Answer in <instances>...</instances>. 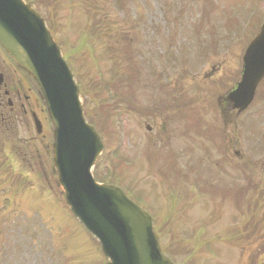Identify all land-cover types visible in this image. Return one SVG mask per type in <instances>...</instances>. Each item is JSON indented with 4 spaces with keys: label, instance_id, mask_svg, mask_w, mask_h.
Instances as JSON below:
<instances>
[{
    "label": "rangeland",
    "instance_id": "374dc122",
    "mask_svg": "<svg viewBox=\"0 0 264 264\" xmlns=\"http://www.w3.org/2000/svg\"><path fill=\"white\" fill-rule=\"evenodd\" d=\"M45 1L49 11L35 7L105 145L97 181L152 214L176 264H264V80L245 111L223 100L264 0ZM123 45L134 50L135 75ZM37 114L42 136L30 114L29 129L9 130L0 117V264H104L63 203L52 125L41 104Z\"/></svg>",
    "mask_w": 264,
    "mask_h": 264
},
{
    "label": "water",
    "instance_id": "95a60500",
    "mask_svg": "<svg viewBox=\"0 0 264 264\" xmlns=\"http://www.w3.org/2000/svg\"><path fill=\"white\" fill-rule=\"evenodd\" d=\"M0 44L40 88L53 125V165L72 214L101 244L106 264H174L165 256L151 215L115 185L100 184L93 168L104 149L90 125L80 88L45 20L24 0H0ZM244 70L227 99L239 112L264 78V20L248 46ZM38 131L41 123L35 117Z\"/></svg>",
    "mask_w": 264,
    "mask_h": 264
},
{
    "label": "flooded vegetation",
    "instance_id": "af4514ba",
    "mask_svg": "<svg viewBox=\"0 0 264 264\" xmlns=\"http://www.w3.org/2000/svg\"><path fill=\"white\" fill-rule=\"evenodd\" d=\"M30 82L29 76L21 75L16 64L0 47V117L7 128L26 123L29 113L37 112L39 99L33 91L34 84ZM146 127L151 129L148 124Z\"/></svg>",
    "mask_w": 264,
    "mask_h": 264
},
{
    "label": "trees",
    "instance_id": "16d2710c",
    "mask_svg": "<svg viewBox=\"0 0 264 264\" xmlns=\"http://www.w3.org/2000/svg\"><path fill=\"white\" fill-rule=\"evenodd\" d=\"M35 5L40 7V8H43V9H46L47 11H49L50 7H51V3H49L48 1H45V0H33ZM103 23L100 25L102 26ZM99 26V25H98ZM97 28V26L95 27V29ZM100 31L102 32V34H99L100 36H104L106 34L109 33V27H107L105 25V28H99ZM87 35L89 36L90 35V32L88 30V28L85 29ZM123 49L126 50V56L122 57L123 58H126L129 60V70H130V75L131 74H134L135 75V71H134V66L136 65L135 64V53H134V50H132V48H127L126 46L123 45ZM132 67V69H131Z\"/></svg>",
    "mask_w": 264,
    "mask_h": 264
}]
</instances>
